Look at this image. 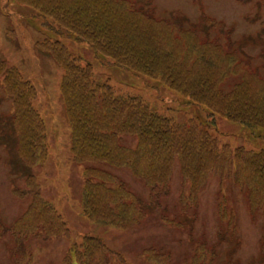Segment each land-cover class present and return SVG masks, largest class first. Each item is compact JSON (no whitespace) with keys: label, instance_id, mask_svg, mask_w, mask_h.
<instances>
[{"label":"trees","instance_id":"obj_1","mask_svg":"<svg viewBox=\"0 0 264 264\" xmlns=\"http://www.w3.org/2000/svg\"><path fill=\"white\" fill-rule=\"evenodd\" d=\"M13 1L34 11L35 17L51 20L52 29L65 38L87 45L100 62L158 81L189 105L205 108L212 118L207 125L195 121L179 125L138 96L115 95L107 81L96 78L89 63L71 55L60 42L38 44L61 71L59 92L70 132L69 152L72 161L83 167L84 218L123 232L133 229L143 221L148 205L106 168L130 170L148 188L149 202L154 203L169 192L175 165L182 180L183 209L196 210L199 195L215 177L243 191L251 215L264 218V149H233L211 132L215 117L264 131V80L235 51L210 40L207 29L212 22L206 20L210 26L198 32L180 15L159 20L146 0ZM0 88L12 104L10 127L20 162L41 166L49 152L46 127L34 106L35 88L1 59ZM128 138L135 142L133 147L125 144ZM26 184L30 204L9 228L17 244L12 249L14 264H31L28 248L17 255L21 240L69 237L62 217L40 197L35 178ZM15 194L24 196L20 191ZM217 207L219 221L232 232L233 208L225 201ZM192 251L188 264H213V251L205 243L198 241ZM144 257L151 264L164 258L152 249L144 250ZM121 262L120 255L100 239L84 236L61 264Z\"/></svg>","mask_w":264,"mask_h":264},{"label":"rangeland","instance_id":"obj_2","mask_svg":"<svg viewBox=\"0 0 264 264\" xmlns=\"http://www.w3.org/2000/svg\"><path fill=\"white\" fill-rule=\"evenodd\" d=\"M149 1L157 18H170L172 13L181 12L186 26L198 32L206 18L212 19L218 27L207 29L209 38L222 43L228 51H235L249 64L250 71L264 78V0ZM35 15L13 0H0V59L16 68L35 88L34 106L46 127L49 152L41 166L28 168L18 160L10 127L12 104L0 88V264H14L10 251L16 244L9 228L30 204L29 192H24L23 197L15 196L14 192L27 190L25 180L32 176L41 197L66 223L69 237L25 239L17 255L28 248L31 264H60L72 245L80 243L84 236L100 239L120 255L122 264H151L143 254L150 249L164 257L157 264H188L198 241L213 251V264H264V218L260 214L251 215L244 192L212 177L199 195L197 209H183L180 201L183 186L177 165L169 192L154 203L149 202L148 188L130 170L106 168L148 205L143 221L133 229L123 232L103 227L82 216L83 167L72 161L69 152L70 132L59 93L61 71L40 52L37 44L60 42L71 55L91 64L99 80L107 79L115 95L138 96L151 110L180 125L189 120L207 125L212 118L205 108L188 105L187 99L160 82L100 62L87 45L65 38L52 29L51 20ZM225 89H230V85ZM211 128L222 144L233 149L254 152L264 149L261 129H248L218 117ZM124 142L130 147L135 144L131 139ZM220 200L234 210L232 232L217 216Z\"/></svg>","mask_w":264,"mask_h":264}]
</instances>
